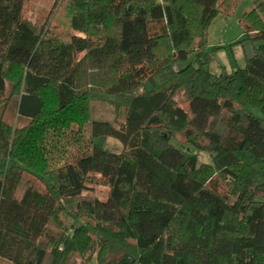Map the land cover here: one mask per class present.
Instances as JSON below:
<instances>
[{
	"label": "trees",
	"instance_id": "obj_1",
	"mask_svg": "<svg viewBox=\"0 0 264 264\" xmlns=\"http://www.w3.org/2000/svg\"><path fill=\"white\" fill-rule=\"evenodd\" d=\"M26 1L0 0V101L17 97L26 119L12 126L0 110V257L264 264V0L232 43L251 55L217 74L206 31L239 1L61 0L65 22L41 30ZM104 97L117 126L91 117ZM96 176L103 199L83 193Z\"/></svg>",
	"mask_w": 264,
	"mask_h": 264
},
{
	"label": "rangeland",
	"instance_id": "obj_2",
	"mask_svg": "<svg viewBox=\"0 0 264 264\" xmlns=\"http://www.w3.org/2000/svg\"><path fill=\"white\" fill-rule=\"evenodd\" d=\"M61 0H27L23 6V16L29 21L32 26L37 30H41L44 26L56 27L53 24L62 26L65 22V14L63 8H60ZM239 1L237 8L233 15L224 17L218 15L217 18H213L208 29V50H211L210 63L208 69L212 73H219L222 70L230 71L236 66H243L245 63V57L251 55L252 45L248 42L232 44L242 37V28L239 24V17L245 9H249L251 6L259 3L260 0H235ZM183 89L176 93L175 97L177 102L186 106L187 98H185ZM18 98L11 97L7 100L5 106H3V100L0 101V110L3 113V118L12 126H19L23 124L26 119L19 117L17 114ZM256 115H261L258 110H254ZM91 117L97 120H105L112 122L117 126L118 123L123 120L122 110L118 111L113 103L112 97L93 98L91 100ZM69 133V132H68ZM69 136V134H68ZM67 136V137H68ZM101 141V139H97ZM173 143L179 144L177 137L172 140ZM104 147L113 150L115 152L121 150V143L113 138L107 137L103 139ZM65 152L69 154V157L73 156L76 152V146L72 142L64 144ZM197 154L199 163H209L210 156L206 151H194ZM90 190L83 193L95 196L99 199H103L107 195L108 186L100 177L96 176L89 184ZM12 264L10 261H5L0 257V264Z\"/></svg>",
	"mask_w": 264,
	"mask_h": 264
},
{
	"label": "crops",
	"instance_id": "obj_3",
	"mask_svg": "<svg viewBox=\"0 0 264 264\" xmlns=\"http://www.w3.org/2000/svg\"><path fill=\"white\" fill-rule=\"evenodd\" d=\"M8 264V263H7Z\"/></svg>",
	"mask_w": 264,
	"mask_h": 264
}]
</instances>
